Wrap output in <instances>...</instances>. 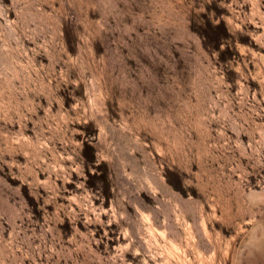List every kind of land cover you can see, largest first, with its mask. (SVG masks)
<instances>
[{
    "label": "rangeland",
    "instance_id": "obj_1",
    "mask_svg": "<svg viewBox=\"0 0 264 264\" xmlns=\"http://www.w3.org/2000/svg\"><path fill=\"white\" fill-rule=\"evenodd\" d=\"M0 264H264V0H0Z\"/></svg>",
    "mask_w": 264,
    "mask_h": 264
},
{
    "label": "trees",
    "instance_id": "obj_2",
    "mask_svg": "<svg viewBox=\"0 0 264 264\" xmlns=\"http://www.w3.org/2000/svg\"><path fill=\"white\" fill-rule=\"evenodd\" d=\"M227 33L226 27L224 23L221 21L215 25L207 22L206 26L203 28V35L208 41L212 42L214 47H217L219 44V40L222 35ZM170 177V176H169ZM169 182L176 188H179V178L176 176L169 178Z\"/></svg>",
    "mask_w": 264,
    "mask_h": 264
}]
</instances>
